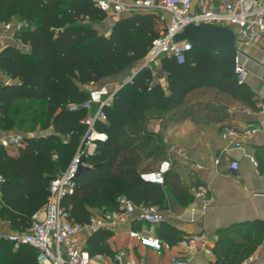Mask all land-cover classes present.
<instances>
[{
    "label": "trees",
    "instance_id": "16d2710c",
    "mask_svg": "<svg viewBox=\"0 0 264 264\" xmlns=\"http://www.w3.org/2000/svg\"><path fill=\"white\" fill-rule=\"evenodd\" d=\"M12 17L26 20L30 28L19 34L21 44H7L0 51V71L12 80L0 83V130L21 129L34 102L43 105V129H53L47 134H25L16 153L0 146L4 178L0 222L22 233L31 227L33 214L47 201L51 180L67 169L86 133L82 120L87 111H70L68 105L84 102L89 85L123 78L130 66L141 64L165 26L157 11L128 12L111 20V31L104 34L96 26L106 20V14L90 0H0V24ZM160 66L167 86L154 84L151 71L143 68L116 90L111 106L105 108L108 122L99 123L98 129L108 139L89 158L93 167L79 174L74 192L62 201L75 222L89 221V208L117 211L121 196L135 205H156L161 210L168 197L182 205L191 201L192 186L183 179L184 167L178 159L164 172L163 183L144 177L159 169L160 155L166 149L161 136L146 129L148 111L188 118L202 106L218 111V98L223 118L228 117L226 109L232 101L258 110L254 92L235 74L236 50L192 47L182 61L163 58ZM198 90H213L216 95L189 104L188 95ZM146 160L150 163L145 165ZM237 228L244 230V241L234 239ZM112 234L101 229L89 235L86 248L90 254L112 252L108 249ZM218 235L214 253L221 264H240L262 243L264 223L221 229ZM160 236L169 241L184 238L181 231L163 222ZM38 256L29 244L15 248L10 241H0V264H39Z\"/></svg>",
    "mask_w": 264,
    "mask_h": 264
},
{
    "label": "crops",
    "instance_id": "0c3cea01",
    "mask_svg": "<svg viewBox=\"0 0 264 264\" xmlns=\"http://www.w3.org/2000/svg\"><path fill=\"white\" fill-rule=\"evenodd\" d=\"M200 1L193 0L194 11H199ZM166 16L167 20H170V16L168 14ZM111 20L113 19L106 16V20L99 23L111 24L110 27L107 24L106 32L101 31L102 33L109 34L113 25ZM96 28L99 30L98 25ZM16 43L7 35L2 34L0 29V51L7 44ZM236 58L238 63L247 71L244 82L254 92L258 110H252L242 106L239 102L232 101L226 109L228 117L223 118L220 112V106L223 103L218 98L219 101L215 100V104L219 107L218 111L212 112L211 109H205L206 107L202 106V110L195 112L193 116L188 118H181L174 113H160L155 110L146 113L145 126L149 132L159 134L169 148L170 146H176L186 151L184 156H179L171 154L168 148L169 156L165 160L171 162V160L178 159L180 161L181 166L184 167L181 170L184 176L183 179L187 182L186 184L192 186V199L187 205H182L176 199L168 197L166 208L163 210L158 208L165 218L163 223L170 224L181 231L184 235L183 239H191L199 248V252L187 254L189 264H221L215 253L209 255L204 252L203 240L194 239L193 236L202 237L204 240L209 241V245L214 252L219 238V230L225 228L230 230L237 226H246L247 223L252 222L264 223V112L260 109V105L264 100V39L249 45H240L239 50H236ZM154 68L156 75L152 78V82L167 86V75L161 71L160 60L154 64ZM130 73L131 70L127 77ZM126 78H119L118 80L117 76L111 77L101 83L89 85L87 90L90 91L91 88L107 84L111 88L116 86L118 88L119 84L124 82ZM11 82L12 80L3 73L0 83L9 84ZM202 93L203 97L198 96ZM209 93L211 95L208 97L207 94ZM215 95L216 93L213 90H198L188 95L187 102L190 104V102L197 99L208 101L213 99ZM195 96L196 99L191 100ZM215 116H220L222 121ZM167 117L174 118V120L166 123ZM231 126L258 127L260 129L253 135L240 136L242 145L236 148L224 141L221 134L217 133L218 136H215L212 133L213 129L220 130ZM52 131V128L47 131H40L41 133L36 131L26 133L23 132L22 128H15L11 131L0 130V146H3L1 145L3 139L15 136L23 138L25 134L41 135ZM19 146L3 147L16 153ZM208 154L210 160L206 157ZM254 161L257 165L254 164ZM148 163H150V160L145 161V165ZM188 174H192L191 179L188 178ZM195 182L196 184H194ZM201 189L205 190V198L197 196L198 191ZM98 209L110 211L100 207L89 208L91 213L96 212ZM110 212L116 213V211ZM126 219L127 223L108 238V249L112 252L104 255H93V264H115V256L121 250H126L127 257L130 259L140 260L145 258L148 264H171L173 257L182 255L185 252L181 245L183 239L169 241L160 236L162 223L158 225L147 224L133 218V215L128 216ZM0 230L6 234L15 233L7 222H0ZM236 231L234 239L239 242L244 241V230L237 228ZM132 232H137L147 238H159L162 242L161 254H158L154 248L143 245L137 237L132 235ZM240 264H264V237L256 250Z\"/></svg>",
    "mask_w": 264,
    "mask_h": 264
},
{
    "label": "built area",
    "instance_id": "2783aa9c",
    "mask_svg": "<svg viewBox=\"0 0 264 264\" xmlns=\"http://www.w3.org/2000/svg\"><path fill=\"white\" fill-rule=\"evenodd\" d=\"M106 16L113 20L120 19L128 12L157 11L159 21L164 24L165 29L149 47L143 62L138 68L131 70L126 80L114 88L109 85H102L91 88L88 98L81 103H70L68 109L77 111L85 109L87 115L82 120L87 130L82 141L72 157L67 169L53 178L49 185V195L42 208L32 216V225L22 233L6 234L0 230V241L5 239L18 248L20 244H29L39 252V264H93L92 255L86 248V238L98 230H109L117 232L125 223L127 217L143 221L147 224H161L165 218L156 205H135L126 196L118 198V210L116 213L98 209L91 213L89 221L77 223L72 220L70 212L62 205L63 199L74 192L76 179L79 174L93 166L89 163V158L94 157L102 143L108 139L107 133L98 129V124H106L108 117L105 108L111 106L116 90L131 82L133 77L143 68H147L152 73V78L156 72L154 64L163 58H176L182 61L184 54L192 49V45L187 40H177L176 36L183 32L191 24H211L230 28L237 35V48L240 45H249L264 39V0H201L199 11H194L193 0H90ZM170 20H167V16ZM85 22L88 19L85 18ZM30 28V24L21 18L12 17L9 21L1 24L2 34L21 44L19 34ZM235 74L240 82H244L247 71L238 63L236 58ZM0 78L3 73L0 72ZM5 82V81H4ZM94 109V111H92ZM264 112V100L260 105ZM260 128L247 126L225 127L221 131V138L232 147H241L240 136H250L255 134ZM23 138L15 136L1 141L5 147L21 145ZM169 152L179 156H184L186 151L181 147L170 146ZM254 164L257 163L254 161ZM171 162L164 160L161 162L156 172L145 174V178L163 183V174L170 168ZM4 182L0 174V188ZM198 197H206L205 190L201 189L197 193ZM143 245L154 248L158 254L162 252V242L159 238L143 237L137 232H132ZM194 239L203 240V250L209 255H213V249L209 241L202 237ZM181 245L184 249L182 255H177L171 259V264H189L187 254L199 252V248L191 239H183ZM115 264H148L145 258L133 260L127 257L126 250L119 251L115 256Z\"/></svg>",
    "mask_w": 264,
    "mask_h": 264
},
{
    "label": "water",
    "instance_id": "95a60500",
    "mask_svg": "<svg viewBox=\"0 0 264 264\" xmlns=\"http://www.w3.org/2000/svg\"><path fill=\"white\" fill-rule=\"evenodd\" d=\"M179 40H187L193 47L214 52L237 48V35L230 28L211 24L188 25Z\"/></svg>",
    "mask_w": 264,
    "mask_h": 264
},
{
    "label": "rangeland",
    "instance_id": "374dc122",
    "mask_svg": "<svg viewBox=\"0 0 264 264\" xmlns=\"http://www.w3.org/2000/svg\"><path fill=\"white\" fill-rule=\"evenodd\" d=\"M107 24L108 23H104V24H98V27H99V31L101 32V31H103V32H106V30H107ZM106 25V26H105ZM110 23L108 24V26L110 27ZM0 29H1V24H0ZM183 32H180L177 36H176V39L177 40H179V35L180 34H182ZM140 66V64H136V65H132V66H130L129 67V69L130 70H133V69H135V68H138ZM128 69V71L125 73V74H123L121 77H123V79H125L126 77H127V75H128V73H129V70ZM117 79L119 80V77H117ZM120 82H121V80H120ZM123 82H121L120 84H122ZM108 85V84H107ZM211 94L209 93V94H207V96L209 97ZM198 96H200V97H203L204 95H203V93L201 94V95H198ZM193 99H196V96L195 97H192V99L191 100H193ZM36 110H39L37 113H36ZM42 110H43V105L40 103V102H34V107H33V111H28L27 113H26V115H25V119H26V122H25V124H23V126H22V130H23V132H26V133H33V132H37V133H39L40 131H44V127H43V123H44V117L41 115V113H42ZM156 114V113H155ZM164 118H166V117H164ZM167 122L166 123H168V122H171V120H174V118L173 119H170V117L168 118L167 117ZM224 128H221L220 130H216V129H213L212 130V133H213V135H215V136H218L217 135V133L218 134H220L221 133V131L223 130ZM41 133V132H40ZM170 142H171V140H170ZM172 143V142H171ZM166 145V144H165ZM168 148H169V146H167L166 145V149H164V151H163V153L160 155V161L162 162L163 160H165V159H167V156H169L168 155ZM207 152V151H206ZM205 152V153H206ZM207 159L208 160H210V155L208 154L207 156ZM191 161V160H190ZM189 161V162H190ZM191 162H193V161H191ZM173 163V160H171V164ZM194 163V162H193ZM192 164V163H191ZM157 167H158V164H157ZM186 169H188V167H186ZM190 169V168H189Z\"/></svg>",
    "mask_w": 264,
    "mask_h": 264
}]
</instances>
